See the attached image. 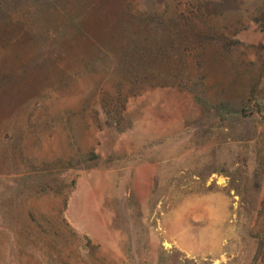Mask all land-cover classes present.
Instances as JSON below:
<instances>
[{
    "label": "rangeland",
    "instance_id": "obj_1",
    "mask_svg": "<svg viewBox=\"0 0 264 264\" xmlns=\"http://www.w3.org/2000/svg\"><path fill=\"white\" fill-rule=\"evenodd\" d=\"M263 199L264 0H0V264H264Z\"/></svg>",
    "mask_w": 264,
    "mask_h": 264
},
{
    "label": "trees",
    "instance_id": "obj_2",
    "mask_svg": "<svg viewBox=\"0 0 264 264\" xmlns=\"http://www.w3.org/2000/svg\"><path fill=\"white\" fill-rule=\"evenodd\" d=\"M250 218L251 220L254 218L255 224L253 229L258 230L256 235L261 236V243L263 242L264 245V199L262 200L260 207H253ZM259 251L264 252V250L261 248Z\"/></svg>",
    "mask_w": 264,
    "mask_h": 264
}]
</instances>
